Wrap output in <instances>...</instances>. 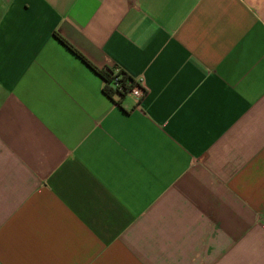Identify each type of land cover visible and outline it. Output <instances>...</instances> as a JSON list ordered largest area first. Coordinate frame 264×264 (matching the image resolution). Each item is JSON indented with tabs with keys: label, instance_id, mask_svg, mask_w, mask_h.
<instances>
[{
	"label": "crops",
	"instance_id": "obj_1",
	"mask_svg": "<svg viewBox=\"0 0 264 264\" xmlns=\"http://www.w3.org/2000/svg\"><path fill=\"white\" fill-rule=\"evenodd\" d=\"M0 264H264V0H0Z\"/></svg>",
	"mask_w": 264,
	"mask_h": 264
},
{
	"label": "trees",
	"instance_id": "obj_2",
	"mask_svg": "<svg viewBox=\"0 0 264 264\" xmlns=\"http://www.w3.org/2000/svg\"><path fill=\"white\" fill-rule=\"evenodd\" d=\"M56 38H58L64 45H66L72 53L80 57L85 63L98 73L104 80L103 91L109 95L110 97H116V93L118 94L117 103H120L121 99L125 97L129 90L132 88L135 83V79L132 78L127 72L122 69H117L116 67H104L100 68L94 63H92L89 59L85 57L76 47H74L70 42L59 35L58 33L54 34ZM116 85V87H115ZM120 88L123 91H120Z\"/></svg>",
	"mask_w": 264,
	"mask_h": 264
},
{
	"label": "built area",
	"instance_id": "obj_3",
	"mask_svg": "<svg viewBox=\"0 0 264 264\" xmlns=\"http://www.w3.org/2000/svg\"><path fill=\"white\" fill-rule=\"evenodd\" d=\"M120 91H123V89L120 88ZM129 93L130 95H133L134 97H136L137 100L143 99L145 94L147 93L145 81L142 78L135 79V83L133 84L132 88L129 90ZM116 96H118L117 93H116Z\"/></svg>",
	"mask_w": 264,
	"mask_h": 264
}]
</instances>
